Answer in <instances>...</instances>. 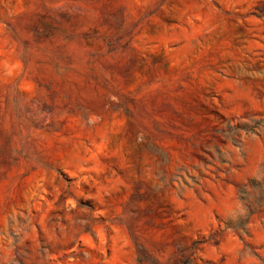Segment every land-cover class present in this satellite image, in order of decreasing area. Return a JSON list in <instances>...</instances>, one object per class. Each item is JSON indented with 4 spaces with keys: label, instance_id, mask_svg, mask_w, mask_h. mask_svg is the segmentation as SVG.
<instances>
[{
    "label": "rangeland",
    "instance_id": "obj_1",
    "mask_svg": "<svg viewBox=\"0 0 264 264\" xmlns=\"http://www.w3.org/2000/svg\"><path fill=\"white\" fill-rule=\"evenodd\" d=\"M0 264H264V0H0Z\"/></svg>",
    "mask_w": 264,
    "mask_h": 264
}]
</instances>
